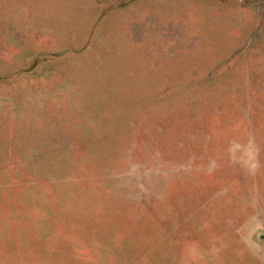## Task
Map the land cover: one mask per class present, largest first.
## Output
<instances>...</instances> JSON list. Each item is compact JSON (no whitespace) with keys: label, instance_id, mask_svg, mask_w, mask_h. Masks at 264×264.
I'll return each instance as SVG.
<instances>
[{"label":"rangeland","instance_id":"1","mask_svg":"<svg viewBox=\"0 0 264 264\" xmlns=\"http://www.w3.org/2000/svg\"><path fill=\"white\" fill-rule=\"evenodd\" d=\"M0 264H264V0H0Z\"/></svg>","mask_w":264,"mask_h":264}]
</instances>
